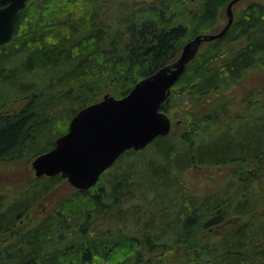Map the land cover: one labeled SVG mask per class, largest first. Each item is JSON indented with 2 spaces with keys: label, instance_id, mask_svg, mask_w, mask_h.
Wrapping results in <instances>:
<instances>
[{
  "label": "trees",
  "instance_id": "1",
  "mask_svg": "<svg viewBox=\"0 0 264 264\" xmlns=\"http://www.w3.org/2000/svg\"><path fill=\"white\" fill-rule=\"evenodd\" d=\"M229 1L28 0L0 45V161L52 149L81 108L123 97L220 31ZM162 110L168 135L44 215L61 174L0 192V264H264V3L238 7L203 42ZM194 166L229 171L197 193L184 179Z\"/></svg>",
  "mask_w": 264,
  "mask_h": 264
},
{
  "label": "water",
  "instance_id": "2",
  "mask_svg": "<svg viewBox=\"0 0 264 264\" xmlns=\"http://www.w3.org/2000/svg\"><path fill=\"white\" fill-rule=\"evenodd\" d=\"M227 4V22L216 33H200L187 41L176 60L138 81L123 97L106 93L81 108L55 146L32 161L36 176L61 174L77 189H89L128 149L142 150L171 131L172 118L162 110L189 64L205 41L222 37L235 19ZM28 0H0V45L9 42Z\"/></svg>",
  "mask_w": 264,
  "mask_h": 264
},
{
  "label": "rangeland",
  "instance_id": "3",
  "mask_svg": "<svg viewBox=\"0 0 264 264\" xmlns=\"http://www.w3.org/2000/svg\"><path fill=\"white\" fill-rule=\"evenodd\" d=\"M251 1L264 3V0H241L239 1V3L237 2L234 7L235 14L237 12L238 7L245 6L248 2ZM224 15L225 20L223 25L226 24L225 22L227 20L226 7L224 8ZM174 119L176 122L177 119L175 118V116L173 118V121ZM173 129L172 133L174 134V136L179 137L175 134L176 126L175 128L173 127ZM43 136L44 138L37 145V147L39 148L49 147L57 135L49 134V136L47 137L46 135ZM160 144L162 143H159L156 146H160ZM153 150L154 149L147 151L143 155L151 154L156 156L157 154H155ZM34 158L35 156L33 155H22L13 160L0 161V192L7 190L13 191V189L21 191L25 189L29 185V182L36 177L35 170L32 166V161L34 160ZM228 171V166H194L185 172L184 179L187 181L188 187L190 189L194 190L197 193H205L210 190V187L207 189V186L211 184L210 182L213 181L214 177L221 176V174L227 175ZM76 189L68 182L67 179L62 180V182H60L51 190V192L49 193L47 198L41 203V205L38 206L37 209H35V213H39L41 216L44 215L45 213H47L48 210H50V208L54 206V204H58L60 200H63L64 198L73 195ZM227 228H229V224L218 228V230L222 231ZM218 230H216V232H218Z\"/></svg>",
  "mask_w": 264,
  "mask_h": 264
},
{
  "label": "flooded vegetation",
  "instance_id": "4",
  "mask_svg": "<svg viewBox=\"0 0 264 264\" xmlns=\"http://www.w3.org/2000/svg\"><path fill=\"white\" fill-rule=\"evenodd\" d=\"M235 7V6H234Z\"/></svg>",
  "mask_w": 264,
  "mask_h": 264
}]
</instances>
